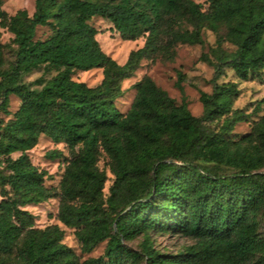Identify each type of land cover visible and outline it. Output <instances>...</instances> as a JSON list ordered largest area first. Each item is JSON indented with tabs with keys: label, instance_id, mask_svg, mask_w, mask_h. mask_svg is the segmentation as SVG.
I'll use <instances>...</instances> for the list:
<instances>
[{
	"label": "trees",
	"instance_id": "1",
	"mask_svg": "<svg viewBox=\"0 0 264 264\" xmlns=\"http://www.w3.org/2000/svg\"><path fill=\"white\" fill-rule=\"evenodd\" d=\"M35 0L29 16L18 10L8 17L0 8V25L13 34L14 59L0 70L1 108L8 95L20 104L0 124V264L14 252L19 264H264V115L257 135L239 140L226 136L245 114L233 108L239 89L235 81H212L210 92L199 91L200 116L193 115L149 76L136 81L126 112L115 105L140 60L164 50L163 41L200 43L204 27L217 31L228 24L225 39L234 49L219 52L212 67H229L236 78L264 74V0ZM93 16L108 20L127 40L144 38L120 64L100 47ZM185 19L191 30L174 29ZM53 32L33 43L37 26ZM167 36H170L168 39ZM166 45L168 43H165ZM58 71L40 88L20 81L41 65ZM1 66V60H0ZM102 68L96 86L73 79L75 71ZM183 75L176 86L183 92ZM264 102V98L260 100ZM223 118L218 130L205 125ZM41 134L72 151L61 181L57 218L75 228L82 250L105 241L102 254L79 261L62 242L58 226L35 228L22 207L52 196L45 186L46 170L31 162L28 151ZM13 154H16L13 156ZM56 157V150L47 153ZM106 157L113 175L109 196L100 169ZM225 165L231 173L213 168ZM7 187L8 189H5ZM180 234L193 243L176 254H161L147 238L140 251L124 240L150 231Z\"/></svg>",
	"mask_w": 264,
	"mask_h": 264
},
{
	"label": "rangeland",
	"instance_id": "2",
	"mask_svg": "<svg viewBox=\"0 0 264 264\" xmlns=\"http://www.w3.org/2000/svg\"><path fill=\"white\" fill-rule=\"evenodd\" d=\"M35 0H0V8L8 17L14 15L18 10H25L29 16L34 11ZM207 8L206 0H194ZM88 23L97 30L95 35L101 49L118 63L125 62L129 52L140 47L144 38L139 37L135 40L123 39L112 29L111 23L100 17L93 16ZM174 29L182 30L184 28L192 29L190 23L185 19L180 23L173 25ZM228 24L221 23L217 31H212L206 27L200 30V43L189 44L179 41L169 43L163 41L166 47L164 50L142 58L132 75L124 79L121 83L122 94L115 99V105L121 112H126L135 96L133 84L149 76L154 83L172 97L176 103L185 100L188 109L195 116L202 113V103L199 100V91L210 92L212 81L217 83L235 81L239 89L238 96L235 98L233 108L239 109L245 114V119L234 124L233 128L226 133V136L232 140H239L243 136L253 133L257 135V123L264 115V74L250 76L246 80L236 78L229 67H224L222 71L215 76L212 64L215 62V56L219 52H228L234 49V46L225 39ZM53 32L52 26H37L34 38L31 43L44 39ZM169 39L170 36H167ZM165 43H168L167 45ZM16 45L13 42V34L6 26L0 25V70L7 69L14 59ZM58 67L52 65H41L32 71L22 74L20 81L32 88H40L52 76L56 74ZM183 75V92L176 86L177 74ZM102 68L94 67L89 70L75 71L73 79L85 82L88 86H96L102 79ZM0 96V103H1ZM20 104L19 98L14 94L8 95L7 113L0 105V124H4L12 117ZM223 118L205 122V125L211 129L218 130ZM56 150L59 155L49 157V151ZM31 162L39 168L46 170L44 184L51 189L52 196L38 203L26 204L22 208L27 210L33 216V225L35 228H44L46 226H58L63 232L62 242L70 247L81 262L89 257H95L102 254L105 241L97 243L90 251L82 250L81 243L75 234V228L65 226L58 218L61 197L60 181L68 161L72 157V151L64 143H54L48 136L41 134L37 144L28 151ZM16 154H13L15 156ZM106 157H100L98 165L100 169L106 172L107 180L102 189V199L105 202L109 196V186L112 183L113 175L107 166ZM4 163L0 157V169L5 171ZM219 173H231L233 168L220 165L213 168ZM5 189H8L5 187ZM2 198V187L0 186V199ZM264 229V208L259 215V231ZM147 238L151 246L161 254H176L181 252L184 247L192 244L193 239L169 232H156L154 230L145 234H139L132 239L124 240V243L132 250L140 251L141 243ZM6 264H19L18 254L16 252L4 257ZM137 264H144V260H139Z\"/></svg>",
	"mask_w": 264,
	"mask_h": 264
}]
</instances>
